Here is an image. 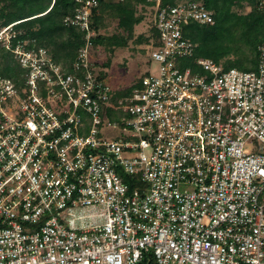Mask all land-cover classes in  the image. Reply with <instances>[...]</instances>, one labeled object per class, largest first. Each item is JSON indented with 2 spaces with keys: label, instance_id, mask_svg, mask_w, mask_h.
<instances>
[{
  "label": "built area",
  "instance_id": "built-area-1",
  "mask_svg": "<svg viewBox=\"0 0 264 264\" xmlns=\"http://www.w3.org/2000/svg\"><path fill=\"white\" fill-rule=\"evenodd\" d=\"M76 2L73 74L0 31L26 71L22 92L0 73V264H264V44L254 71L193 69L183 27L213 13L155 0L158 68L114 103L94 68L99 0Z\"/></svg>",
  "mask_w": 264,
  "mask_h": 264
},
{
  "label": "trees",
  "instance_id": "trees-1",
  "mask_svg": "<svg viewBox=\"0 0 264 264\" xmlns=\"http://www.w3.org/2000/svg\"><path fill=\"white\" fill-rule=\"evenodd\" d=\"M183 1L186 0H161V8L175 6ZM193 1L203 3L213 13L215 23L201 25L192 22L183 27L185 38L197 45L193 57L186 59V65L196 69V59L207 58L221 64L226 70H256L260 59L259 48L264 44V7L261 6L264 0ZM140 4L152 6L147 0H123L116 6L99 0V7L94 10L92 18V29L96 32L92 39L94 49L102 47L113 51L116 46L127 45L125 41L117 39V36L101 34L103 11L111 7L120 17L121 28L131 37L135 26L145 19L134 13L136 6ZM245 4L251 6V11L247 14H241L235 9H244ZM79 6L76 0H0V26L14 24V31L17 32V38L13 41L15 44L28 42L31 48H46L65 73L73 74L74 64L86 44V33L78 28L67 27L64 20L67 16L74 15ZM151 30L153 43L157 44V30L154 26ZM0 59V73L15 83L22 92L26 71L11 53L0 55ZM15 64L24 72L15 74ZM95 67H98L97 62H94ZM100 78L106 79V72H101ZM140 82L141 79L127 89L116 90L111 100L115 103L131 96ZM106 115L109 121L119 123L124 117L122 112H115L111 108L107 109Z\"/></svg>",
  "mask_w": 264,
  "mask_h": 264
},
{
  "label": "rangeland",
  "instance_id": "rangeland-1",
  "mask_svg": "<svg viewBox=\"0 0 264 264\" xmlns=\"http://www.w3.org/2000/svg\"><path fill=\"white\" fill-rule=\"evenodd\" d=\"M122 1L104 0L105 3L111 6H116L118 2ZM147 1L152 6L145 7L144 4H140L134 10L135 15L138 17L143 16L145 19L141 24L135 26L134 33L131 37H128V32L121 28L120 17L112 11L111 7L102 13V24L100 25L101 34L111 37L117 36V39L119 38L127 44L116 46V48H113V51L101 47L96 49L93 55L94 61L98 63V70L102 74L106 72V80L115 90H124L131 87L144 76L154 74L158 68L155 62H151L152 50L150 48L153 43L151 29L154 26L156 2L155 0ZM235 9L241 14H247L251 11V6L245 4L244 9ZM3 27L0 26V31L4 29ZM105 63L107 64L103 65ZM20 71L22 72L23 70L18 64H15L14 73H21ZM106 131L104 130L103 132L105 133ZM120 133V129L116 128L114 129L113 135L107 134L106 137H119L121 135Z\"/></svg>",
  "mask_w": 264,
  "mask_h": 264
}]
</instances>
